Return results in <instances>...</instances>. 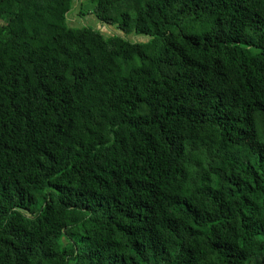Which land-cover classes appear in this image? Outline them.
<instances>
[{"label": "trees", "instance_id": "16d2710c", "mask_svg": "<svg viewBox=\"0 0 264 264\" xmlns=\"http://www.w3.org/2000/svg\"><path fill=\"white\" fill-rule=\"evenodd\" d=\"M75 1L0 0V264H264V0Z\"/></svg>", "mask_w": 264, "mask_h": 264}, {"label": "rangeland", "instance_id": "374dc122", "mask_svg": "<svg viewBox=\"0 0 264 264\" xmlns=\"http://www.w3.org/2000/svg\"><path fill=\"white\" fill-rule=\"evenodd\" d=\"M93 6L94 5L91 3L90 0L75 1L72 13L67 15V25H69L70 27H81L84 25L97 27L106 36L115 33L122 35L121 32L114 30L115 28L103 27L99 24H96L94 16L91 14ZM142 39L143 38H138V40Z\"/></svg>", "mask_w": 264, "mask_h": 264}, {"label": "water", "instance_id": "95a60500", "mask_svg": "<svg viewBox=\"0 0 264 264\" xmlns=\"http://www.w3.org/2000/svg\"><path fill=\"white\" fill-rule=\"evenodd\" d=\"M103 29V28H102Z\"/></svg>", "mask_w": 264, "mask_h": 264}]
</instances>
